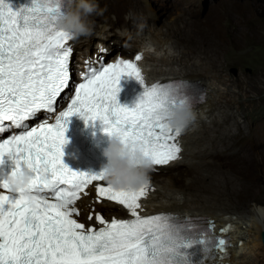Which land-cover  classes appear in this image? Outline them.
<instances>
[{
	"label": "snow or ice",
	"instance_id": "1",
	"mask_svg": "<svg viewBox=\"0 0 264 264\" xmlns=\"http://www.w3.org/2000/svg\"><path fill=\"white\" fill-rule=\"evenodd\" d=\"M64 2L0 0V134L10 133L0 138V162L7 156L16 168L27 165L31 171L28 184L15 192L0 181V264H205L209 257L203 253L212 247L226 252V238L210 247L203 234H188L177 218L141 216L147 184L136 190L97 184L98 198L122 205L129 220L109 222L96 214L102 226L94 229L74 218L80 194L104 181V173L73 171L62 162L67 118L100 121L107 135H117L131 151L139 149L153 166L167 165L178 157L180 133L166 120L186 97L175 83L146 86L137 63L124 59L91 67L82 82L72 84V40L55 24ZM122 75L143 88L131 108L117 102ZM73 88L70 103L57 114L62 94ZM41 113L55 114L54 122L45 117L33 126Z\"/></svg>",
	"mask_w": 264,
	"mask_h": 264
},
{
	"label": "bare ground",
	"instance_id": "2",
	"mask_svg": "<svg viewBox=\"0 0 264 264\" xmlns=\"http://www.w3.org/2000/svg\"><path fill=\"white\" fill-rule=\"evenodd\" d=\"M173 1L185 7L183 9L186 11V15L187 13L198 14L200 4L205 2V0ZM95 3L97 6L99 5L98 0H95ZM164 10L171 11L169 7ZM113 11L115 13L114 24L121 30L120 38L123 45H129L128 40L137 29L142 31L146 26H155L159 19V16L155 14L151 18L152 23H147L142 18H137L139 13L126 18L120 7ZM89 19L94 29L93 22L98 20V16L93 13ZM102 24L104 26L100 30L108 27L107 23ZM163 34L164 37H155L137 33V36L134 35L135 41H133L136 43L129 45L125 51L142 49L147 83L181 78L198 82L204 88L205 96L204 100L194 108L197 113L196 122L178 137L180 152L177 159L167 165L152 167L148 176L153 188L152 194L142 203L138 211L140 214H153L162 211L177 215L212 218L217 227L231 222L234 224L231 233L232 247L228 255L217 264H239L237 261L240 253H252V260H246V264H264V247L260 240V233L264 230V210L256 208V213L252 212L250 216L242 215L238 213L239 209L227 206L230 202L226 203L215 195H201L195 190L203 191L209 188L218 194H225V196L234 194L233 196L240 204L245 205L248 202L249 171L254 168L256 161L259 163L264 159L263 156L258 158L256 155V152L264 147V118H255L248 133L245 134L241 131V124L231 114L230 106L233 105V101L230 100L235 96V92L231 89L230 79L226 74H222L223 66L218 57L221 51L218 46H215L214 51L204 49L200 52L197 37L191 34L186 24H181L176 30L166 31ZM169 36L174 40L168 43ZM93 38L95 36L92 32L88 37L69 42V46L73 48L71 57L75 58V64H78V58L81 61L87 54L108 55L107 59H110L109 56L112 55L113 50L109 45L105 41H92ZM166 43L167 46L164 47ZM151 47L160 54L156 55L154 52H150ZM170 48H178L179 51L170 52ZM115 54L116 52L111 58ZM200 54L204 56L203 62L199 57ZM125 56L130 57V55ZM175 65L179 68L175 69ZM215 79L217 83L213 82ZM221 89L222 94L219 96L218 90ZM227 96L231 98L227 99ZM171 169L178 172L175 173ZM184 169L188 170L189 177H185V185L179 188L176 179L181 176L180 173L182 174ZM166 170H169L166 173L173 175V178L172 176H163L162 172ZM231 175L236 180H230ZM236 184L239 188L236 187ZM94 195L95 192L91 188H87L86 193L76 203L83 218L90 211L91 206L94 207L92 211H102L108 218L111 215L124 217V212L119 205L108 201L94 203L92 201Z\"/></svg>",
	"mask_w": 264,
	"mask_h": 264
},
{
	"label": "rangeland",
	"instance_id": "3",
	"mask_svg": "<svg viewBox=\"0 0 264 264\" xmlns=\"http://www.w3.org/2000/svg\"><path fill=\"white\" fill-rule=\"evenodd\" d=\"M174 2L175 4H173ZM98 4L99 7L94 13L98 16V20L93 22L95 38L92 41H105L113 53L130 55L134 49L127 52L125 48L136 43L133 41H135L134 35L137 33L145 36L164 37V32L176 30L181 24H186L191 34L197 37L200 52L204 49L214 51L215 46H218L221 51L218 57L223 66L222 74H226L230 79L231 89L235 92L234 97L227 96L226 98H231L230 101H233V105L230 106L231 114L241 124V131L245 134L248 133L255 118H264V0H205L200 4L199 13L195 15L189 13L186 15L185 7L173 0H98ZM119 7L123 10L124 17L127 18L132 14L139 13L137 18H142L147 23H152L151 18L157 14L159 19L156 21V27L149 25L142 31L137 29L133 33L134 35L129 38V45H123L120 38L121 30L114 24L115 13L113 9ZM166 7H169L171 11L164 10ZM102 23H107L108 27L100 30L104 26ZM171 40L174 39L169 36L168 43ZM220 45L222 46L220 47ZM165 46L167 43L164 44ZM177 51H179L178 48H170V52L176 53ZM150 52H154L156 55L160 54V52H155L152 47ZM199 57L203 62L204 56L200 54ZM71 58L72 62L75 63V58ZM174 67L175 69L179 68L177 65ZM213 82L217 83V80L215 79ZM221 91L222 89L218 90L219 96L222 94ZM256 155L258 158L261 156L264 158V147L256 152ZM263 161L264 159L259 163L256 161L254 168L249 171L247 183L250 186V193L245 205L238 203L237 198L233 196L234 194L225 196V194H218L209 188L203 191L195 190L201 195H215L226 203L230 202L227 204L228 207L237 208L239 209L238 213L250 216L252 212L256 213V208L264 210ZM171 170L175 173L178 172L175 169ZM168 171H163V176H172L173 178V175L166 173ZM180 175L176 182L177 186L182 188L186 183L185 177H189L188 170L184 169ZM230 180H236V178L231 175ZM237 185L236 187L239 188ZM238 256L237 262L239 264H246L248 260H252V253H240Z\"/></svg>",
	"mask_w": 264,
	"mask_h": 264
},
{
	"label": "clouds",
	"instance_id": "4",
	"mask_svg": "<svg viewBox=\"0 0 264 264\" xmlns=\"http://www.w3.org/2000/svg\"><path fill=\"white\" fill-rule=\"evenodd\" d=\"M97 7L95 0H74V3L73 0H69L68 6L63 8L61 13L56 17L55 24L58 29L66 32L71 40H79L82 37H88L93 32V24L89 17L96 12ZM137 53H140L142 57L137 62L140 64L143 72H146L145 66L143 65L144 52L142 49L132 52L130 57L132 55L133 59ZM119 55L125 56L122 54ZM187 81L193 82L189 80ZM151 83L153 84L154 81L150 82V84ZM193 83L200 86L204 97V88L198 82ZM197 105L192 107L187 98L175 103L171 109L170 116L166 120L169 129L174 133L178 131L180 134L188 130L197 120V113L194 110ZM102 155L107 161L102 170L104 173V182L113 189L136 190L150 181L148 176L153 167L151 161L143 156L139 149L131 151L121 142V139L117 135H108V141L106 147H104L102 151ZM30 179L31 171L27 165H22L19 168H16L15 166V172L11 171L9 174L0 177V181L6 182L12 192H15L18 188L26 186ZM99 212L101 213V211ZM206 219H210L214 223L215 233H217V230L225 224H230L232 226L231 230H229V246L226 252L228 255L232 247L231 233L233 232L234 224L226 222L217 227L212 218Z\"/></svg>",
	"mask_w": 264,
	"mask_h": 264
},
{
	"label": "water",
	"instance_id": "5",
	"mask_svg": "<svg viewBox=\"0 0 264 264\" xmlns=\"http://www.w3.org/2000/svg\"><path fill=\"white\" fill-rule=\"evenodd\" d=\"M233 71H234V69H233ZM260 240H261L262 246L264 247V230H262L260 233Z\"/></svg>",
	"mask_w": 264,
	"mask_h": 264
}]
</instances>
